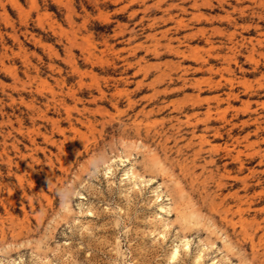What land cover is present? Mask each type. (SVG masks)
<instances>
[{
	"label": "rangeland",
	"instance_id": "1",
	"mask_svg": "<svg viewBox=\"0 0 264 264\" xmlns=\"http://www.w3.org/2000/svg\"><path fill=\"white\" fill-rule=\"evenodd\" d=\"M263 3L0 0V264H264Z\"/></svg>",
	"mask_w": 264,
	"mask_h": 264
},
{
	"label": "bare ground",
	"instance_id": "2",
	"mask_svg": "<svg viewBox=\"0 0 264 264\" xmlns=\"http://www.w3.org/2000/svg\"><path fill=\"white\" fill-rule=\"evenodd\" d=\"M159 4V3H158ZM264 4V3H263ZM197 18V17H196ZM180 24H181V22H180ZM180 24H178V25H180ZM258 41V40H257ZM133 173V172H132ZM177 255V254H176Z\"/></svg>",
	"mask_w": 264,
	"mask_h": 264
}]
</instances>
